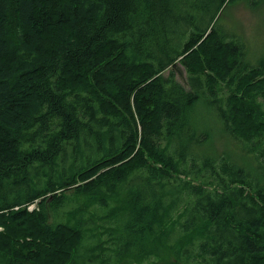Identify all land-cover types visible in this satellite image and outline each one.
<instances>
[{
	"label": "trees",
	"instance_id": "obj_1",
	"mask_svg": "<svg viewBox=\"0 0 264 264\" xmlns=\"http://www.w3.org/2000/svg\"><path fill=\"white\" fill-rule=\"evenodd\" d=\"M261 3L0 0V264H264V54L219 20Z\"/></svg>",
	"mask_w": 264,
	"mask_h": 264
},
{
	"label": "rangeland",
	"instance_id": "obj_2",
	"mask_svg": "<svg viewBox=\"0 0 264 264\" xmlns=\"http://www.w3.org/2000/svg\"><path fill=\"white\" fill-rule=\"evenodd\" d=\"M262 1L263 0H259V3ZM259 6V9L253 12L251 9H246L244 5H236L235 7L223 10L219 18L220 27L228 33L231 31L237 32L238 34L242 32V35L247 42L250 60H256L264 54V3H261ZM235 24H237V26ZM163 75L167 76L168 71L164 72ZM177 80L182 85L186 86L185 81L179 79V77H177ZM196 117L198 130L208 131L212 137L211 141L201 145L199 148L200 154L213 155L215 151V153L220 155L228 154L230 156H234L242 153L244 155H248L246 153V148L249 149L251 145L245 143L242 146V144L238 141L227 136L225 126L220 118L217 117L214 110L200 103L196 111ZM259 144L261 147H264V142L262 140L256 141L254 146L256 145V148L259 149ZM30 208L34 209L33 205L28 207V209ZM69 209L70 207L68 206L65 210L68 211ZM99 214H101V211ZM53 218L51 220H53ZM60 219H64V217L61 216ZM91 243L90 238L87 237L84 245L79 250V256H82L83 249H85V247H89ZM159 252L161 251H158L153 256L146 258H143L141 255L134 256L133 254L126 260H119L117 264H168L170 261L169 257L161 256L163 259H160V257L158 258ZM88 259L89 258L87 256H82L79 263L81 264L83 261Z\"/></svg>",
	"mask_w": 264,
	"mask_h": 264
},
{
	"label": "bare ground",
	"instance_id": "obj_3",
	"mask_svg": "<svg viewBox=\"0 0 264 264\" xmlns=\"http://www.w3.org/2000/svg\"><path fill=\"white\" fill-rule=\"evenodd\" d=\"M80 83V82H79ZM97 87V86H96ZM124 111V110H123ZM146 120V119H145ZM32 261V260H31Z\"/></svg>",
	"mask_w": 264,
	"mask_h": 264
},
{
	"label": "built area",
	"instance_id": "obj_4",
	"mask_svg": "<svg viewBox=\"0 0 264 264\" xmlns=\"http://www.w3.org/2000/svg\"><path fill=\"white\" fill-rule=\"evenodd\" d=\"M29 210H31V208Z\"/></svg>",
	"mask_w": 264,
	"mask_h": 264
}]
</instances>
